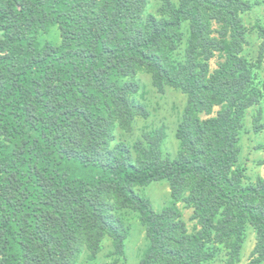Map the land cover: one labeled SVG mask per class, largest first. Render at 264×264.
Returning a JSON list of instances; mask_svg holds the SVG:
<instances>
[{
	"label": "trees",
	"instance_id": "obj_1",
	"mask_svg": "<svg viewBox=\"0 0 264 264\" xmlns=\"http://www.w3.org/2000/svg\"><path fill=\"white\" fill-rule=\"evenodd\" d=\"M149 5L0 0V264H79L84 254L93 261L108 238L123 257L131 232L124 211L145 228L139 264H206L217 246L236 264L249 227L250 264H264V177L250 183L239 164L246 113L264 99V83L242 55L243 15L254 5ZM56 26L61 43H42L40 32ZM256 31L260 66L264 26ZM217 53L223 61L211 70ZM140 73L159 93L171 87L187 97L173 156L165 153L166 125L124 137L150 116L137 98ZM216 107V116L200 117ZM263 130L260 110L254 131ZM159 182L171 190L160 211L139 193ZM179 203L194 210L195 233Z\"/></svg>",
	"mask_w": 264,
	"mask_h": 264
},
{
	"label": "rangeland",
	"instance_id": "obj_2",
	"mask_svg": "<svg viewBox=\"0 0 264 264\" xmlns=\"http://www.w3.org/2000/svg\"><path fill=\"white\" fill-rule=\"evenodd\" d=\"M149 12H155L159 6V0H148ZM254 5L252 11L243 15L244 24L248 27L249 44L245 46L242 55L251 63L256 74V82L259 87L264 83V60L258 66L259 44L258 33L256 27L258 24L264 26V0H250ZM218 25L214 23L213 29H217ZM59 28L53 27L47 31H41L39 38L42 43L51 42L55 45L61 43ZM217 35V34H216ZM180 54V53H179ZM182 54V53H181ZM180 54V55H181ZM223 59L219 55L211 60V70H215ZM137 81L141 85V91L137 98L146 104L150 111V116L147 118L138 117L135 121L134 131L124 136L129 142L135 141L141 137L147 130L166 125L168 137L165 142V153L175 155L179 149V141L176 138V131L179 119L181 118L186 103L187 97L181 91L168 87L165 93H159L152 85L149 75L140 73L137 76ZM264 92V91H263ZM220 107L214 109L211 116L204 113L200 114L202 119L211 118L217 115ZM262 111V122H264V99L261 103L250 108L244 119L245 128L241 134L240 147L241 155L239 164L246 169V174L249 177V182H256L257 178L264 177V149L259 146L264 145V130L255 133L254 119ZM119 136V135H118ZM170 187L168 182L153 183L151 186L142 188L139 193L150 198L156 210L160 211L164 206L171 202ZM178 208L182 213L188 232L195 233L200 225L197 220H193L194 210L187 208L184 203H179ZM126 223L130 226L131 232L126 240V254L123 257L114 256V247L110 238L103 243V250L98 254L97 259L91 260L89 256L83 255L79 264H139L143 257V252L146 248V232L145 228L140 223L138 217L130 212L124 211L121 213ZM256 246V233L252 227L248 228L246 241L241 253V261L236 264H250L251 254ZM226 249L221 246L215 248V257L212 261L206 264H226L227 255ZM118 261V262H116Z\"/></svg>",
	"mask_w": 264,
	"mask_h": 264
}]
</instances>
